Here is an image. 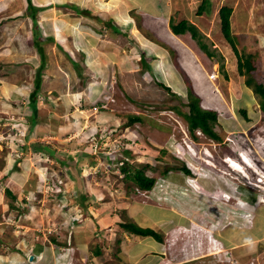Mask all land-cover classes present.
I'll return each instance as SVG.
<instances>
[{
    "label": "rangeland",
    "instance_id": "rangeland-1",
    "mask_svg": "<svg viewBox=\"0 0 264 264\" xmlns=\"http://www.w3.org/2000/svg\"><path fill=\"white\" fill-rule=\"evenodd\" d=\"M31 1L39 9L36 26L26 0H0V251L5 260L16 255L21 258L16 264H43L33 251L40 244L53 246L49 255L55 262L47 264H264V113L238 72L218 16L221 5L232 8L237 49L252 54L251 77L262 80L264 0H210L209 12L201 14L196 13L200 0ZM170 18L195 24L214 55L189 33H172ZM108 19L119 31L103 25ZM154 20L162 24L159 32ZM34 27L45 54L38 135L21 152L8 147L6 136L10 122L19 124L20 134L28 124L27 94L40 63ZM191 95L217 113L214 131L220 139L188 132L175 110L187 112ZM132 114L143 120L130 123ZM49 141L55 150L41 165L33 153ZM226 157L240 161L243 173L229 169ZM122 160L144 166L156 178L151 190L141 191L123 176ZM180 171L183 186L170 184L167 173ZM242 187L258 201L247 198ZM131 206L141 211L133 220L154 226L160 241L121 228ZM153 240L157 246L148 250Z\"/></svg>",
    "mask_w": 264,
    "mask_h": 264
},
{
    "label": "trees",
    "instance_id": "trees-1",
    "mask_svg": "<svg viewBox=\"0 0 264 264\" xmlns=\"http://www.w3.org/2000/svg\"><path fill=\"white\" fill-rule=\"evenodd\" d=\"M26 12L29 16H31L32 22L34 26H36V11L39 10L38 6H35L31 0H26ZM76 5L70 6L76 12H79V8L75 7ZM210 10V0H200L199 4L196 8V13L201 14L203 12H209ZM232 12V8L228 5H221L218 9V16H219V23H220V32L223 38L230 44L235 56H236V63L238 72L245 76V84L251 87L254 93L258 96L259 106L261 111L264 113V68L262 70L263 79L262 80H255L251 77V73L255 69V61L253 60L252 54H247L240 52L237 49L235 43V36L231 32V24H230V15ZM80 13H85L84 11H80ZM105 23V24H104ZM103 23V25H110L113 30L119 31L117 24L112 21V19H108ZM168 26L170 30L174 34H184L189 33V35L195 39L200 47L208 56H213L214 53L208 49L205 43L201 41V33L199 32L198 28L185 18L179 19L175 22L172 18L169 19ZM33 32L35 33L34 44H36V50L38 51L40 63L37 69L35 70V77H34V84L33 88L28 93V103L24 106L25 115L28 117L29 122V129L28 133L26 134V139H33L38 135L37 125L39 123L38 113H37V95L40 89V80H41V69L44 67V52L41 48V41L38 38V34L36 32V28L34 27ZM144 56L142 55L141 58ZM143 61V60H142ZM72 63L76 64L74 60ZM38 78V79H37ZM37 82V83H36ZM166 90H170L169 86L164 84L163 82H159ZM189 94L193 93L189 90ZM198 99L192 98L187 102L188 111L183 113L180 112L178 109L175 111L177 113H181L180 115L185 120L187 130L190 134L194 135L195 130L199 129L203 132L206 136L218 140L220 136L214 131V124L217 120V113L214 110L205 109L200 107L199 103L197 102ZM244 113V111H242ZM20 112H17L18 114ZM143 117L138 114H132L129 117V122L133 121H142ZM42 145H45L43 147ZM42 149L47 150L48 154L52 156L54 152V148H49L47 144L41 143ZM143 166V165H142ZM144 167V166H143ZM142 168H134L128 160L122 161V164L118 166L119 171L123 174L126 179H130L135 185L140 189H151L156 181V178L153 176H149L145 173L144 169ZM141 170V171H140ZM182 170L186 173H189V169L186 166H182ZM138 171V172H137ZM126 173V174H125ZM143 174V175H142ZM248 184V183H247ZM7 193L14 197L9 190ZM128 219H123L119 224L121 228L131 234L142 235V236H150L158 241H160V234L155 231V229L148 227V226H141L133 220L131 214H127ZM95 255L99 253V250L92 251Z\"/></svg>",
    "mask_w": 264,
    "mask_h": 264
},
{
    "label": "crops",
    "instance_id": "crops-1",
    "mask_svg": "<svg viewBox=\"0 0 264 264\" xmlns=\"http://www.w3.org/2000/svg\"><path fill=\"white\" fill-rule=\"evenodd\" d=\"M163 11H162V9H160L159 7H155V13L156 14H158V15H162L163 13H162ZM164 21H165V19H164ZM161 24V22H159L158 20H154V22H153V28H154V30L156 31V32H159V25ZM162 25V24H161ZM117 27H119V26H117ZM167 31V30H166ZM49 116V115H48ZM50 131V130H49ZM36 137H34L33 139H35ZM44 144H47V145H49L48 147L50 148V147H52V145H51V143H50V141L48 142V143H45L44 142ZM43 147H45V145H42ZM43 147H40L41 149L43 148ZM44 150V149H43ZM45 151V150H44ZM166 177V179L169 181V183L170 184H172V185H174V186H183V183H184V180L186 181V178L184 177V175H183V173L180 171V172H169V173H167V175L165 176ZM246 185V184H245ZM247 187H249L250 188V186H247ZM247 187H242V191L245 193V195L247 196V198H250V199H253L254 200V202H257L258 201V199L255 197V193L253 192V191H251L250 189H248ZM259 201H260V199H259ZM124 203V202H123ZM264 204V203H263ZM133 207V211H130V209ZM142 208V207H141ZM141 208H140V210H141ZM130 209H129V214H131L132 215V217H133V219L134 220H136L137 221V219L138 218H141L140 216H141V211H137L136 210V206H131L130 207ZM261 218H263V217H261ZM113 219H114V217H113ZM99 220H96V223L98 224L99 222H98ZM100 224V223H99ZM146 226H148V227H151V228H153L154 229V226H152L151 224H147ZM144 227V226H143ZM254 227H255V225H254ZM118 231V230H117ZM123 233H125V232H123ZM84 234H87L88 235V233H86V232H84ZM262 235H264V233L262 234ZM261 235V236H262ZM139 236H141L142 237V235H139ZM253 238L254 237H259V236H256V234H254L253 236H252ZM82 241V240H81ZM80 241V242H81ZM123 241V240H122ZM52 242V241H51ZM155 240H153V241H150L149 242V248L148 249H150V248H156V246H157V241L155 242ZM52 245H49V248H45L44 246H42V245H40V244H36L34 247H33V251H34V253H36V255L37 254H39V255H42L41 257H42V260H41V263H45V264H47L48 262L49 263H54L55 262V257L54 256H52V255H49V253H50V251H51V253L53 252L52 251ZM252 248H254V244L251 246ZM137 249H139V248H137ZM142 249H144V248H142ZM123 252V254H125L126 252H124V250H122ZM53 254V253H52ZM8 255H13V253H10V254H7V256ZM21 258L19 257V256H16V255H14V256H12L11 258H6V260H5V255L3 254V252H1L0 253V264L2 263V264H16L17 262H20L21 260H20ZM4 262V263H3Z\"/></svg>",
    "mask_w": 264,
    "mask_h": 264
},
{
    "label": "clouds",
    "instance_id": "clouds-1",
    "mask_svg": "<svg viewBox=\"0 0 264 264\" xmlns=\"http://www.w3.org/2000/svg\"><path fill=\"white\" fill-rule=\"evenodd\" d=\"M173 33V32H172ZM176 35H178V34H176ZM21 94H25V92H21ZM28 95V94H27ZM26 96V95H25ZM25 98V97H24ZM37 99H38V97H37ZM28 101V100H27ZM37 102H38V100H37ZM37 113H38V111H37ZM19 116H21V115H19ZM18 115L17 116H15L14 115V117L13 118H15V117H19ZM15 122V121H14ZM10 126H12V128H10L9 130H10V132L9 133H7L8 135L6 136V143L8 144V147L9 148H11L12 150H17L18 148L21 150V152L23 151V150H26V145H27V150H28V148H31L30 147V145H29V143L31 144L32 143V141H34L33 139H31V140H29V139H26L25 138V136H26V134L28 133V129H29V122H28V124H27V126H26V128H25V131L24 132H26V134H24L23 135V133H19L20 131H18L17 129H15L16 128V125H18L19 126V124L17 123L16 125H13L11 122H10V124H9ZM199 132H201V130H199V129H196L195 130V133L197 134V133H199ZM202 134H204L203 132H201ZM205 135V134H204ZM208 137V136H207ZM210 138V137H209ZM1 141H2V143H4L5 141H4V139H1ZM13 142V143H12ZM18 144H17V143ZM33 149V148H32ZM35 147H34V151H35ZM31 151V150H30ZM31 153H33L32 151H31ZM33 155H34V159L36 160H38V162L41 164V165H47V161L49 162V160H50V157H49V154L47 153V152H44L43 150L41 151V150H37L36 152H35V154L33 153ZM228 158H231V157H228ZM233 158V157H232ZM42 159V160H41ZM123 161V160H122ZM121 161V162H122ZM122 164V163H121ZM150 176V175H149ZM257 181H262L261 180V178H259ZM136 188H138V187H136ZM139 189V188H138ZM140 190V189H139ZM149 190H151V189H149ZM141 191H145V190H141ZM32 256V255H31Z\"/></svg>",
    "mask_w": 264,
    "mask_h": 264
},
{
    "label": "bare ground",
    "instance_id": "bare-ground-1",
    "mask_svg": "<svg viewBox=\"0 0 264 264\" xmlns=\"http://www.w3.org/2000/svg\"><path fill=\"white\" fill-rule=\"evenodd\" d=\"M49 5V4H48ZM88 7V6H87ZM74 8V7H73ZM46 39V38H45ZM48 41V40H47ZM54 41V40H53ZM38 79V78H37ZM37 83V82H36ZM29 84V83H28ZM44 84V83H43ZM19 86V85H18ZM67 90V89H66ZM183 132V131H182ZM42 133V132H41ZM89 160V159H88ZM241 161L243 160L242 157L240 159ZM212 162V161H211ZM224 162L227 163V165L230 167L229 169H233V170H236L238 172H240L241 174L243 173V168H242V164L240 163V161L234 159V158H228L226 157L224 159ZM213 165V164H212ZM96 167V166H95ZM11 168V167H10ZM58 168V167H57ZM232 170V171H233ZM8 171V170H7ZM141 171V170H140ZM138 172V171H137ZM126 174V173H125ZM143 175V174H142ZM244 175V174H243ZM11 179V178H10ZM232 189V187H231ZM95 211V210H94ZM177 216V215H176ZM175 219V217H174ZM177 220V219H176ZM42 229V228H41ZM166 230V229H165ZM155 243V242H154ZM149 250V249H148ZM1 252V251H0ZM5 253V252H4Z\"/></svg>",
    "mask_w": 264,
    "mask_h": 264
},
{
    "label": "water",
    "instance_id": "water-1",
    "mask_svg": "<svg viewBox=\"0 0 264 264\" xmlns=\"http://www.w3.org/2000/svg\"><path fill=\"white\" fill-rule=\"evenodd\" d=\"M30 257H32V256H30Z\"/></svg>",
    "mask_w": 264,
    "mask_h": 264
},
{
    "label": "built area",
    "instance_id": "built-area-1",
    "mask_svg": "<svg viewBox=\"0 0 264 264\" xmlns=\"http://www.w3.org/2000/svg\"><path fill=\"white\" fill-rule=\"evenodd\" d=\"M122 163V162H121Z\"/></svg>",
    "mask_w": 264,
    "mask_h": 264
}]
</instances>
